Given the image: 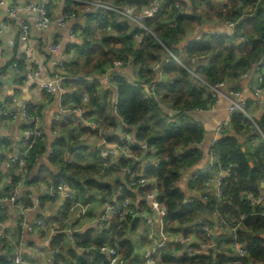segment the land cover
Masks as SVG:
<instances>
[{
    "label": "trees",
    "instance_id": "1",
    "mask_svg": "<svg viewBox=\"0 0 264 264\" xmlns=\"http://www.w3.org/2000/svg\"><path fill=\"white\" fill-rule=\"evenodd\" d=\"M105 1L120 4L126 0ZM141 1L130 0V2L135 3ZM190 1L192 2L193 0ZM263 1L248 0V9H245L239 3V0H232L231 18L237 20L244 14L245 10L250 11L246 21V24L250 27L247 34L244 31L243 22L240 21L237 23L236 32L233 36L211 34L209 37L189 44L190 53L196 56H208V63L198 67V71L208 82L221 81L226 74L225 68L227 67L233 69L232 76L234 78H238L237 74L239 72L247 69L253 62H259L261 58H263V61L260 65L264 67V54L262 53L264 48V12L260 7ZM164 5L167 8L166 12L149 22L154 25L156 37H159L164 45L174 50H176V44L182 39L181 28L183 26L193 27L196 22L200 23L205 18L211 20L214 17L219 18L224 15L223 11L217 12V9H215L214 13L197 12L192 8V5L190 11L178 12L174 8L172 0L165 1ZM211 5L208 4L207 6ZM223 8H228V5H224ZM86 17L88 22L85 23L87 25H78V29L80 35L82 30H84L89 33V36L75 46L74 55L76 56L79 53V55L83 56V59L79 60L80 63H78L76 56L72 63L68 65L67 70L71 74L87 75L99 68H104L114 53H116L115 58L124 59L131 51L130 46L134 44V41L130 40V35L124 31V27L121 26L120 22L113 21L112 13L99 9L87 13ZM173 18L178 21V28L168 25L167 20ZM92 24L98 33H93V30L91 33ZM108 24H111L118 33H109L106 30ZM125 26L127 25L125 24ZM134 33H137L136 29ZM241 35H244L245 41L239 45L237 41ZM166 38L169 40H166ZM111 40L122 42L121 47L110 46L109 42ZM154 41L155 38L153 36H144L140 42L141 47L133 60L134 64L141 66L139 76L142 79L152 75V69L149 65L159 61L162 56L163 46L161 43H155ZM117 49H123V51L116 52ZM75 65L77 66L76 69ZM79 65L83 67L79 69ZM164 71L167 76L174 77L173 87L171 89H163L165 93L170 91L172 95L179 94L178 103H186L188 107L206 105L207 98H205L204 89L202 88V90L196 86L187 71L176 65L174 61L165 67ZM68 83L70 84L68 85ZM115 83L120 85L119 113L127 124L126 131L131 133L138 143V145L131 147L132 151L136 155L141 156L143 150L139 143L145 141L148 147L153 149L160 158L158 167L149 169L146 175L156 177L159 180L160 201L166 209V229L175 231L194 223L201 225L202 222L211 226L215 216L237 219L244 214V227L239 231V238L245 242L251 258L260 262V264H264V216L252 215L251 205L246 199L248 194L257 195L259 193L260 183L264 179V140L261 134L254 130L250 131L245 143L241 145L227 129L216 145L223 162H232L234 164L231 174L224 183V199L218 204L212 198L205 202L195 200L185 203L183 199L186 193L177 187L175 182L181 177L182 170L190 162H195L201 155L198 150L188 151L185 147L190 139L194 140L202 137L203 133L200 126L188 127L187 125L189 124H196V121L189 117L183 121L166 122L165 116L156 110L153 102L144 100L139 86L127 83L122 79H117ZM261 84L264 86V71L262 72ZM65 86L64 101L67 96L72 101H78L83 93H87L90 96L88 105L90 110L86 112V116L95 113L97 121L103 128L115 126L116 123L111 115L110 105L97 99L96 87L88 85L86 80L83 79L77 81L67 80ZM67 87L69 88L68 91ZM195 97H198V99L195 100ZM32 109L30 107V110ZM259 123L261 128H264L263 116L260 117ZM248 125L249 121L242 113H235L232 116V131L243 133L248 128ZM254 139H256V142L252 144L251 141ZM242 147L246 150L241 151ZM179 148L183 150L178 151ZM42 150L43 146L39 142L28 159L27 168L32 167L34 164L36 160L35 152L40 153ZM131 163V161L120 158L121 166L131 165ZM80 170L79 165L67 163L64 166V171L62 170L60 174H54L50 170L47 171L52 182L64 183L70 188L77 189V195L79 196L83 195V193L80 195V192L84 191V186L98 188L102 198L112 196L110 194L111 186L105 182L98 181L92 177H84L83 181L80 182L78 180ZM42 171L43 168L40 167L38 174L33 180L43 179ZM205 177V174H199L197 181L190 182L188 187H199ZM125 181L131 183L132 185L130 186H133L132 180L128 176H126ZM122 185L121 195L116 197V200L124 197L132 198L133 193L126 188L125 184ZM141 188L146 191L148 185ZM138 221V218H132L129 215L124 219H119L118 216H115L108 226L103 229L96 231L93 228H89L81 234H73L74 245L72 246L64 243L63 232L54 233L50 241L52 249L55 250L53 264H58L61 261L70 262V264L104 263L106 261L105 256L98 250V247L104 243L116 245L123 256L126 259L129 258L134 249L129 230L134 228ZM195 232L202 242L208 241L204 232ZM191 246L197 248L198 244ZM77 248H85L92 252L88 251L82 255ZM212 259V250H208L190 258H181V264H212Z\"/></svg>",
    "mask_w": 264,
    "mask_h": 264
},
{
    "label": "built area",
    "instance_id": "2",
    "mask_svg": "<svg viewBox=\"0 0 264 264\" xmlns=\"http://www.w3.org/2000/svg\"><path fill=\"white\" fill-rule=\"evenodd\" d=\"M165 1L167 0H146L143 3H140V2L135 3V2H130V0H126L120 4H115V3L105 1V3L98 5L94 10L85 11L84 14L86 15L87 13H90V12H93L99 9L108 11L113 14V21L120 22L122 27L125 26V24L133 25L134 30L135 29L137 30V33L133 34L134 37H137V36L144 37L150 34L145 33L144 29H142L139 26V24L132 23L131 18L123 14V6H133L134 5L137 8H144V7H151L153 4H156L157 7H156V12L154 13V15L152 17H145L143 20L144 24L153 27V32H154V25L150 23L149 21L154 20L159 15L166 12L167 8L164 5ZM172 1H173L174 8L178 12L187 11L185 10L187 9L185 4L182 3V2H185V0H172ZM200 1L204 6H207L208 4H213L212 0H200ZM208 1H211V3H208ZM47 3H48V0H46V2L43 4L36 5L37 9H39L37 15L38 16L42 15L44 20L51 21L54 19V16L50 14L49 9L47 7ZM239 3L243 5L245 9H248L247 7L248 0H239ZM14 6L15 7H21V6L27 7L28 0H24V3L21 6H16V5ZM87 7L88 6L83 3V0H65L64 5L62 6L61 13L58 16H55V19L57 21L55 26L60 28V22H62L60 19L61 17L67 18L77 9L87 8ZM6 12H7L6 22H2L0 23V25H3L5 27L6 25L12 22L17 28L18 40L23 44L28 43L30 27L28 28L26 39L21 40V36L25 34V29L17 25L16 20L13 19L8 14V10H6ZM240 17L237 19L239 20V22L242 20L240 19ZM167 22L169 26L173 28H178V21L175 18L168 19ZM32 26L35 27V25H32ZM236 28H237V24H236ZM44 29H47V28H40L39 30H44ZM77 29H78L77 22H73L71 25H68L66 28L68 36L76 35V33H78ZM185 29L193 31L192 27L183 26L181 28L182 35H183L182 39L186 35ZM106 30L107 31L111 30L109 32L118 33L112 27L111 24H108L106 26ZM235 32H236V29H235ZM204 38H205V34L201 33L200 40ZM238 40L240 41L238 43L239 45L243 44L245 41L244 35L239 36ZM73 42L74 41L71 40V43ZM161 45L163 46V48L167 47L168 49L173 50V51L177 50V49L174 50L164 45L163 43H161ZM189 48H190V45L188 44L185 46V49H184L187 52L189 57H191L192 59L200 58L201 60L204 61L202 63H197V65L195 66V74L191 75L193 81L199 84L200 86H201V83L199 82V80H197V77H199L201 80L209 84L215 85V84L221 83L222 80L215 82V83H210L204 78V76L198 71V67L206 65L209 61V58L208 56H205V55L196 56L190 53ZM46 49L49 52H57L59 50V44L57 42H49L46 45ZM27 52H28L27 46H24L23 48H20L17 50L16 56H15V62L12 64V67L13 69H15V71H18L19 61L21 57ZM74 55H75V50L71 49L70 51L65 52L62 56L72 57ZM117 59H120V58H117ZM72 61L73 59H68V60L59 59L58 64H57V74L54 77L46 81L38 82L41 76L42 70H43V65L38 63L37 60L30 59V64L25 71V78L31 84L39 83L40 88L42 90L46 91L50 95H55L56 97H58V105L61 108V110L59 108V110L52 117V121L55 127H59L60 125H62V123L65 125H71L73 123L78 122L79 124H83L86 127L90 128L91 130L101 134L104 128L97 121V115L95 113H92L89 118L86 117V112L90 110V108H88L90 99H89L88 105L84 104V99H85V96H88L90 98L89 94L83 93L78 101H72L70 106L68 107L64 106L63 94L66 91V86H65L66 81L67 80L77 81L80 79L85 80V77H86V75L71 74L68 72L67 70L68 65L72 63ZM156 62L162 63V70L165 74L164 69L172 62V60L169 58L167 62H164L161 56V59ZM186 63L189 64V66H191V60L186 61ZM261 67L262 66L260 65V63L257 62L256 70L260 71ZM182 69H184L190 74L187 68H182ZM37 71H39V75L36 76L35 79H30V77L33 76ZM61 72L65 74L60 76L59 84L58 85L52 84L51 81L57 79L58 75ZM261 82H262V72H258L256 75V82L253 86V96L255 95L256 92H264V86L261 84ZM165 83H169L173 85L174 81L173 80L165 81ZM131 84L135 86H139L142 91V85H140L139 83H131ZM202 88L204 89L205 98H207V103L205 106H209L211 104L216 103V98L220 96L221 93L215 92L213 94L211 89H208L205 87H202ZM60 89H63L64 91H59ZM239 91L240 90L235 88L234 86L229 88V93L232 94L233 97L235 93ZM10 101L11 103H14L15 99L10 98ZM244 103L246 106V110H248L247 99L245 100ZM254 104L259 106L258 100H254ZM118 105H119V99L117 100L115 105L110 106V112H112L113 109L119 112ZM30 107H32L33 109L30 110ZM80 107L85 108V110L82 112V115L79 117L76 116L75 111L68 110V109H74V108H80ZM193 107H201V106H193ZM36 108L37 107L35 103L23 101L18 105L17 108H15L16 110L12 108L11 109L7 108L1 111V115L8 116V117H15L17 114H20L24 118V121H25L24 127L22 129L21 138H20L21 151L18 153H12L9 156H6L4 159L0 160V175L7 170L10 171V168H11L13 172L16 173V179L18 182H22L24 179L25 173L27 171L28 159L30 155L34 152L36 145L39 142H44V139H45V134L42 128L41 116L38 113ZM62 111L66 113L65 117H63ZM235 113H241V112L239 111L234 112L233 115ZM187 117L188 115L181 114L175 119V121H183V120H186ZM263 117H264V113H263ZM165 120L166 122H174L172 120H169L167 117H165ZM85 121H87L88 123H85ZM115 121L117 122L118 129H119V123H121L122 125L121 131H120L121 136L117 140L108 139L106 136H101L98 141L102 140L103 144L97 147L100 149L101 155L106 156L112 153L114 150L116 151V149H112L108 147V145L115 144L117 146V149L119 150L120 156L124 160L132 162L131 165L130 164L122 165L121 169L124 175L128 176L132 180V183H135L136 185H139V186H144V185L149 186L148 190L145 193V199H146V202L151 212L147 214L145 211H143V209L140 206L136 205L129 197H124L120 200H116V198L112 196H109V197L106 196V197L101 198V203H100L99 208L102 210L98 211L95 217V220H96L95 225L97 228L103 229L107 227L108 224L112 221L113 217L115 216H118L119 219H124L127 215H129L132 218L143 219L144 223L150 229L153 227L154 224H157L158 238H154L153 244L144 250L141 264H159V260L161 259V252L166 242H171L173 245L177 246L180 249L181 258H190L196 254L205 253L208 250H212V253H213L212 264H260V262L254 261L251 258L245 242L239 238L240 229L239 228L236 229L235 234L227 230L228 228H235L236 222H239L241 217L243 218L245 217L244 214L240 215L237 219H231L229 217H221V216L214 217L213 219L214 227L217 229V225H219L218 230L223 231L222 238L215 236L211 228L203 226V225H199L196 223L183 226L181 227L180 230H176L172 232L168 231L165 226L166 209L164 205L162 204V202L160 201L161 191L159 188V180L156 177H151V176L146 175V172L149 169L158 167L160 158L155 154V151L153 149L148 147L147 142L145 141L139 143L141 149L143 150V154L141 156L136 155L132 151L131 147L134 145H138V143L135 141L133 135L126 131L127 124L124 122V120L122 122L117 121V120ZM196 124L198 125L197 121H196ZM226 130L227 128L223 130L222 135L225 133ZM128 135L132 136L131 141L128 140L127 138ZM217 142L215 143L212 149L214 153V160L202 172H195L191 174L188 173V180H187L188 186L190 182L197 181L199 174H205L206 177L199 187L197 188L188 187L193 194L188 197H185L183 199L184 202L185 200H187V203L193 202L195 200H200L202 202H205L209 198H212L215 200V203L218 204L222 202V200L224 199L223 188H224V183L227 177L222 178L221 180L222 199L217 198L214 195H209L204 192L205 187L209 185L213 180L216 179V176L218 175L219 171L230 170V174H231L232 168L234 167V164L232 162H228V163L223 162L221 155L216 149ZM178 150H180V148ZM53 152H54V149L52 147H49L47 149L48 156L52 155ZM126 152L131 153L132 155L131 156L125 155ZM39 154L40 153L35 152L36 159L39 157ZM148 156L149 158L150 157L151 158L147 159L146 157ZM124 169H128V171L125 172ZM61 189L64 190L62 201L65 204V206H64V210L59 213L58 224L68 225L70 223H79V222L84 221V219L86 218L88 214L89 209L91 208V202L88 199L77 195V191L74 190L73 188H67L64 183H50L49 185H47L46 195L50 199H61ZM153 191L158 192L157 196L155 197V201L156 203L161 205L162 210L164 212L163 216H160L156 212V210L152 207L151 202L147 199V197ZM262 194L264 193L259 192L257 195L248 194L246 196V199L248 200L252 208L251 214L254 216L255 215L264 216V205L260 203H255V204L253 203V200H259ZM10 199L13 201L15 197L11 196ZM105 205H107V207H103ZM81 209H87V212H81ZM109 209L111 211H109ZM73 217H75V219H73ZM26 226L28 230L37 229V228L41 229V228H44L45 223L42 219L39 218V219H36L34 223L27 224ZM243 227H244V223H243ZM57 228L58 227H55L54 229L52 228L51 230L54 231ZM189 231L204 232L208 241H203L199 244L197 248H193L190 245V242L187 236V233H189ZM0 233L3 234L2 236H0V238L4 239V247L9 249L11 252V264H15V255L13 254V248L19 247L20 244L10 233H7L6 231H4V229L2 228L1 216H0ZM165 237H167V239H165ZM177 237H182L184 242H181L179 239H176ZM13 241H15L14 245L12 243ZM235 243H240L242 245L241 252L243 254H241L240 252H236L234 250ZM105 249H108V251H105ZM98 250L99 252L104 254L105 259H106V261L101 264H113V261H116V264H126V258L119 251L116 245H110L108 243H104L98 247ZM88 251H89L88 249L83 248V251L81 252V254L83 255L84 253ZM22 259L26 260L23 255H22ZM28 264L30 263L28 262ZM64 264H70V262H65Z\"/></svg>",
    "mask_w": 264,
    "mask_h": 264
},
{
    "label": "crops",
    "instance_id": "3",
    "mask_svg": "<svg viewBox=\"0 0 264 264\" xmlns=\"http://www.w3.org/2000/svg\"><path fill=\"white\" fill-rule=\"evenodd\" d=\"M145 1L146 0H142L140 3H143ZM23 3L24 0H13V5L16 6H21ZM184 4L187 8V11H190L192 2L190 0H185ZM47 7L50 14L54 16V13H56L58 8V4L55 2V0H48ZM59 7L60 14L62 11V6ZM261 7L264 12V1L262 2ZM84 18L86 21L87 17L85 14ZM6 19L7 12L5 11V15L3 17H0V23L6 22ZM203 21L200 22V25L203 23ZM11 23L5 26V28H9L11 31L15 32V35L12 36L11 49L9 50V48L7 47L0 49L1 55L6 57L4 62L0 64V95H4V99L1 102L6 107V109L12 108L14 110H16L15 108H17L19 104L13 106L10 98L16 99L17 97H19L20 103L23 101L35 103L37 107L36 109L41 116L45 139L44 142H41L43 150L40 152L39 157L35 160L32 167L27 168L22 182H18L16 179V173H10L9 170L3 172L0 175L1 223L4 231L10 233L19 242L20 246L23 245L26 248L32 250L31 255H29L28 253L23 254L24 258L30 264H42L43 261H45L47 264H53V256L55 250L52 249L50 243L52 235L56 232H63L64 243L68 246H72L74 245L72 238L73 234H81L84 232L78 230L80 228V225L84 221L79 223H70L68 225L58 224L59 213L64 210L65 204L63 203L62 199H50L47 197V185H49L50 183H54L50 179L47 170H50L54 174H60L62 170L64 171V166L67 163L77 164L79 165V168L81 170H85L87 166L94 164V162H99V165L101 162L100 166L102 167L98 168L97 176H95L94 178L98 181L109 184L111 186L110 194L114 198L121 195V191L123 189L122 184H125L126 188L133 193V197L129 198L136 205L140 206L147 214L151 212L145 199V193L148 189L146 191H143L141 187H144L146 185L139 186L133 183V186H130L132 184L125 181L126 176L124 175L120 165L121 156L120 154L116 155L115 150L106 156H102L100 153V149L94 144H90L88 142L89 139L98 142L101 136H106L108 139L113 140L119 138L121 136L120 131L118 133L109 131L110 129H118L116 121L115 126H108L107 129L104 128L101 134L91 130L83 124H79L78 122L71 125H65L61 122L62 125H60L59 127H55L52 121V117L60 108L59 106H57V97L55 95H50L46 91L42 90L39 83L31 84L25 78V71L30 64V59L37 60L38 63L43 65V70L38 82L46 81L54 77L57 74V64L60 57L65 52L70 51L71 49L75 50V46L78 45L80 37H78L73 43H71V40L67 38V30L65 32V30H61L57 26L39 30L31 26L29 30L28 43L23 44L18 40L16 26ZM78 25L81 24L77 22V28ZM200 25H194L192 27L193 31L199 28ZM127 26H129L130 30L134 32L133 25L127 24ZM77 30L79 33V29ZM202 33L205 34V38L209 37L211 34H221L211 29ZM10 34L11 33H6L3 37H0V44H5L8 35ZM61 40H64L62 49ZM49 42H57L59 44V50L57 52L47 51L46 45ZM24 46H27L28 52L21 57L19 61V69L18 71H15V69H13L12 67V64L15 62L17 50L23 48ZM263 71L264 67L262 66L260 71L256 70L255 72V78L250 85V91L252 92V94L253 86L256 82V75L258 72ZM25 84H27V98L23 95L25 91ZM69 84L70 83H68V85ZM233 86L241 90L238 86ZM68 89L69 88L67 87V91ZM5 92L7 93L6 95L4 94ZM99 100L101 102L108 103V97L106 95L100 96ZM71 102L72 100H70V98L67 96L64 101V106H70ZM247 102L248 110H252L254 107H259L254 104V99H252L251 97L247 98ZM45 109H47V111H45ZM1 111L2 110H0V160L4 159L6 156H9L12 153H18L21 151L20 138L22 129L25 124L24 118L20 114H17L15 117H8L1 115ZM62 113L63 117H65L66 113L64 111H62ZM261 116H263V113H261ZM86 117L89 118L90 115ZM188 117L190 119H193L194 121H197L192 116ZM113 118L115 119L114 116ZM90 134H92L93 136H91ZM73 137H76L77 141H73ZM63 145H67L68 152L67 150H64L67 148H63ZM49 147H52L54 149L53 154L50 156L47 155V149ZM149 156L146 158L150 159L151 157L149 158ZM40 167L43 168V179L41 178L35 181L33 179L38 174ZM99 175L102 177H99ZM184 176H187L186 179L188 180L187 172L184 173ZM180 179L181 177L179 178V180ZM78 180L82 182L83 177H79ZM66 187L70 188L68 185H66ZM74 190L77 191V189ZM259 192L264 193V179L260 183ZM192 194L193 193L190 191V193H186L185 197H188ZM11 196L15 197L13 201L10 199ZM81 196L91 202V208L89 209L88 214L84 220L93 218L95 219L98 212L96 211V209L100 207L102 198L100 190L96 187L84 186L83 195ZM58 202L59 207L57 208L56 206ZM47 213L54 214L49 215ZM39 218L44 221V228L28 230L26 225L34 223V221ZM201 225L211 228L215 236L222 238L223 231H219L218 229H216L214 227V223H212L211 226H208L207 224H205V222H202ZM55 227L58 228L52 231L51 229H54ZM65 228H71L72 231L67 232L64 230ZM89 228H93L96 231L100 230L96 227V225H92ZM49 231H51L52 234L48 238V244L44 245L43 240L45 237H48ZM129 236L134 245V249L130 257L126 259V264H141L144 250L153 244L154 238H158L157 224H154L150 229L144 223L143 219H139L137 225L129 230ZM187 236L190 245L198 244L199 246V244L202 242L200 238H198V235L195 231H189V233H187ZM0 246H2L0 247V264H11V252L9 249L4 247V239L2 238H0ZM77 249L79 252L83 251V248ZM180 253L181 251L177 246L173 245L171 242H166L161 252V259L159 260V264H181ZM64 263L65 261H61L58 264Z\"/></svg>",
    "mask_w": 264,
    "mask_h": 264
},
{
    "label": "clouds",
    "instance_id": "4",
    "mask_svg": "<svg viewBox=\"0 0 264 264\" xmlns=\"http://www.w3.org/2000/svg\"><path fill=\"white\" fill-rule=\"evenodd\" d=\"M46 0H28V6L24 7H15L13 5V0H0V17L5 15V11L8 10V14L16 20V23L21 28L25 29V34L21 36V40L26 39L28 28L32 25H35L36 29L40 28H52L57 23L55 16L59 15V6H63L65 0H55L58 4V8L56 13H54V19L51 21L44 20L43 16H38L37 13L39 9H37V4H43ZM83 3L87 5V8L77 9L73 12L69 17L64 18L61 17L60 22V29L65 30L68 25H71L73 22H78L79 24H85L84 12L94 10L98 5L105 3V0H83ZM214 6H216L217 12L223 11L224 15L219 18H213L211 20L205 18L203 23L197 28L195 31L185 29L186 35L183 39L179 40L176 51L170 50L167 47L163 49L162 52V60L167 62L169 58L172 61H175L176 65L181 68H187L191 75L195 74V66L197 63L204 62L200 58L192 59L188 56L187 52L184 50L185 46L190 44L193 41H199L201 39V33L205 31H209L210 29L221 34H227L228 36H233L236 29V24L239 23V20L231 18V8H232V0H212ZM224 5H228V8H223ZM75 7V6H73ZM156 4H153L151 7H144V8H137L136 6H123V14L127 17L131 18L132 23L139 24V26L144 29L145 33L152 35L155 37V43H162L159 37H156V34L153 32V27L146 25L143 23L145 17H152L156 12ZM10 9V10H9ZM187 10V9H185ZM250 11L245 10L244 15H249ZM243 19V16L240 17ZM26 21V23H25ZM111 31V30H109ZM6 33H11L8 35L5 44H0V49L7 47L9 50L11 49L12 45V36L15 35V32L11 31L9 28H5L3 25H0V37H3ZM115 34V33H113ZM67 35V33H66ZM79 37V33L76 35H69L67 36L68 39L75 41ZM143 36H137L136 41L133 45H131V51L127 54L124 59H117L115 58L116 53L112 55L109 62L107 63L106 67L99 68L96 71L91 72L90 74L86 75L85 80L88 85L96 87V97L99 99L100 96L106 95L108 97V104L110 106L115 105L117 100L120 96V85L115 83L117 79H122L127 83H139L142 85V92L143 98L145 101L151 100L153 102L154 107L156 110L167 117L169 120L175 121V119L180 116L181 114H186L188 116L194 117L198 121V125L201 128V132L203 133L201 138L197 139H190L188 143L185 145L188 151H192L193 149L198 150L201 155L195 162H190L183 170L181 174V179L177 180L176 186L179 187L185 193H190V189L187 185V179L184 176V173L187 172L189 174L195 172H202L213 160H214V153L212 151L213 146L217 141L222 138V132L225 128H227L231 135L236 137L237 141L243 145L246 141V137L250 131H256L261 135H264V128L260 126V116L261 113H264V92H256L253 96L252 92L250 91V85L255 78L256 72V63L253 62L247 69L242 70L237 74L238 78H234L232 76L233 69L230 67L225 68V75L223 76L222 82L219 84H209L199 77L197 80L201 83L202 87L211 89L213 94L215 92H220L221 95L216 98V103L211 104L209 106H201V107H188L186 103L181 104L178 103L179 94L172 95L169 91L165 93L163 89L168 88L171 89L173 87L172 84L165 83V81L173 80L174 77L166 76L162 70V63L155 62L151 63L149 67L152 69V75L141 78L138 75L141 66H138L133 63L135 55L137 51L140 49L141 44L140 42L143 40ZM240 41L238 40L237 43ZM64 40H61V49L63 48ZM123 51V49H117L116 52ZM6 57L0 55V64L4 62ZM60 59L68 60V59H75V56L68 57V56H61ZM191 60V66L186 63V61ZM234 63V62H233ZM65 73L61 72L57 79L52 80L51 83L58 85L60 76L64 75ZM39 75V71H37L30 79H35L36 76ZM233 85L238 86L241 90L235 93L234 97L232 94L229 93V88ZM159 86V87H158ZM24 93L23 95L27 98L28 91H27V84L24 85ZM182 90V89H181ZM59 91H64L60 89ZM7 94L6 92L4 93ZM251 97L254 100H258L259 107L253 108L252 110H246L245 100ZM4 95H0V101H3ZM89 97L85 96L84 104L88 105ZM58 101V97H57ZM20 104V98L17 97L13 103V106ZM57 106L58 103H57ZM75 111L76 116H81L82 112L85 108H74L68 109ZM47 111V109H45ZM241 112L245 118L249 121L248 128L243 133H237L236 131H232V115L234 112ZM112 116L115 117L117 121H123V117L120 116L119 112L115 111L114 109L111 112ZM85 123H88L85 121ZM197 124H189L188 127H197ZM138 127V125H137ZM110 132L118 133L119 129H110ZM128 140H132V136L128 135ZM88 142L90 144H94L95 146H99L103 144V141H94L89 139ZM109 148L116 149V155H119V150L115 144L108 145ZM180 149L178 151H182ZM241 151H245L246 149L242 147ZM106 154V153H105ZM125 155L131 156V153H125ZM138 158V157H137ZM125 172L128 169H124ZM230 175V170H221L219 171L216 179L213 180L209 185H207L204 189V192L209 195H214L217 198L222 199L221 195V180L222 178H226ZM122 178V174H121ZM154 183V181H153ZM158 192L153 191L147 199L151 202L152 207L156 210V212L163 216L164 212L162 210L161 205L156 203L155 197L157 196ZM64 190L61 189V199L63 198ZM187 203V200H185ZM253 203H260L264 205V194L261 195L259 200H253ZM59 207V202L56 206ZM107 207V205L103 206ZM102 209L97 208L96 211H101ZM109 211H111L109 209ZM81 212H87V209H81ZM49 215L54 213H47ZM75 219V217H73ZM243 217L240 218L239 222H236L235 228H228L227 230L235 234L236 229L243 228ZM96 224V220L93 219H86L80 225L79 231L83 232L87 230L92 225ZM217 229H219V225H217ZM67 232H71V228L64 229ZM51 231L48 233V237H45L43 240V244H48V238L51 236ZM3 234L0 233V236ZM167 239V237H165ZM181 242L183 241L182 237H177ZM13 245L15 241L12 242ZM2 247V246H0ZM242 245L240 243H235L234 250L236 252H241ZM108 251V249H105ZM32 250L26 248L25 246L21 245L19 247L13 248V254L15 255V264H28V261L22 259V255L24 253H28L31 255ZM113 264H116V261H113Z\"/></svg>",
    "mask_w": 264,
    "mask_h": 264
},
{
    "label": "rangeland",
    "instance_id": "5",
    "mask_svg": "<svg viewBox=\"0 0 264 264\" xmlns=\"http://www.w3.org/2000/svg\"><path fill=\"white\" fill-rule=\"evenodd\" d=\"M193 3H192V8L193 9H195L197 12H199V11H206V12H209V13H214L215 12V9H216V6H214L213 4V6L211 5V6H204L202 3H201V1L200 0H193L192 1ZM260 7H261V5H260ZM262 8V7H261ZM249 17V15H244L243 14V19L241 20L242 22H243V28H244V31H245V33L247 34V31H249V29H250V27H249V25H247L246 24V21H247V18ZM263 17H264V15H263ZM214 18H217V17H214ZM213 19V18H212ZM201 21H203V20H201ZM88 21L86 20V23H87ZM85 23V24H86ZM196 24H199L198 22H196ZM196 24H194V25H196ZM87 25V24H86ZM124 31H126V33L128 34V35H130V40L132 39L134 42L136 41V38L133 36V31H131L130 30V27L129 26H124ZM92 30H93V33H98L97 32V30L94 28V25L92 24L91 25V33H92ZM129 30V31H128ZM89 36V33H87L86 31H84V30H82V32H81V35H80V32H79V43H78V45L85 39V38H87ZM166 40H169L168 38H166ZM165 40V41H166ZM109 45L110 46H114L115 48H120L121 47V45H122V42H115V41H113V40H111L110 42H109ZM263 54H264V52H262ZM76 56H77V62L78 63H80V61L79 60H81V59H83V56H81V55H79V53H77L76 54ZM75 56V57H76ZM236 57H237V55H236ZM76 65H75V69H76ZM83 66L82 65H79V69L80 68H82ZM79 73H81V71H79ZM138 75H139V72H138ZM196 86H198V88H201L202 89V87L199 85V84H197L196 83ZM203 90V89H202ZM204 91V90H203ZM196 99H198V97H195V100ZM193 103V102H192ZM146 121V120H145ZM108 128V126H106L105 127V129H107ZM81 130V129H80ZM91 136H93L92 134H90ZM104 135V134H103ZM71 136H73V135H71ZM261 137H262V139L264 140V135H261ZM73 141H77V138L75 137H73ZM255 141H256V139H254V140H252L251 141V143L252 144H255ZM183 143H184V141H183ZM182 143V144H183ZM61 146V145H60ZM181 146H183V145H181ZM62 147V146H61ZM63 148H67V149H64V150H67V152H68V147H67V145H63ZM181 148V147H180ZM99 163V162H98ZM97 162H94V164H91L90 166H87V168H85V170L84 169H82V170H80V177H85V178H88V177H95V176H97V171H98V168H101L102 166H100L101 165V162H100V165L98 164ZM99 177H102V176H100L99 175ZM104 177V176H103ZM83 193V191L82 192H80V194H82ZM42 264H47L45 261H43L42 262Z\"/></svg>",
    "mask_w": 264,
    "mask_h": 264
},
{
    "label": "water",
    "instance_id": "6",
    "mask_svg": "<svg viewBox=\"0 0 264 264\" xmlns=\"http://www.w3.org/2000/svg\"><path fill=\"white\" fill-rule=\"evenodd\" d=\"M208 3H211V1H208ZM263 52H264V48H263ZM262 61H263V58H261L260 60H259V63L261 64L262 63ZM6 109V107L2 104V102L0 101V110H5ZM121 123H119V131H121ZM104 148V147H103ZM10 173H13V170L10 168ZM89 252H92L91 250H89Z\"/></svg>",
    "mask_w": 264,
    "mask_h": 264
}]
</instances>
